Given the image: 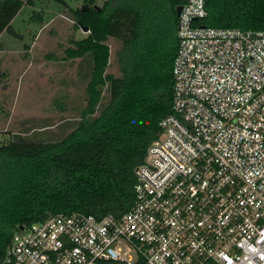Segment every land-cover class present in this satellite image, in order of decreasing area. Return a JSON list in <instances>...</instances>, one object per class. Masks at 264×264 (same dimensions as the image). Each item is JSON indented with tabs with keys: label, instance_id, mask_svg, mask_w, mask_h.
I'll list each match as a JSON object with an SVG mask.
<instances>
[{
	"label": "built area",
	"instance_id": "2783aa9c",
	"mask_svg": "<svg viewBox=\"0 0 264 264\" xmlns=\"http://www.w3.org/2000/svg\"><path fill=\"white\" fill-rule=\"evenodd\" d=\"M177 24L173 111L121 215L59 212L14 233L2 264H264V29Z\"/></svg>",
	"mask_w": 264,
	"mask_h": 264
},
{
	"label": "trees",
	"instance_id": "16d2710c",
	"mask_svg": "<svg viewBox=\"0 0 264 264\" xmlns=\"http://www.w3.org/2000/svg\"><path fill=\"white\" fill-rule=\"evenodd\" d=\"M184 2L85 0L72 6L77 26L89 27L67 48L69 56L81 57L78 73L88 80L87 105L79 119L54 131L43 125L0 137V264L22 226L59 212L101 217L131 207L136 168L159 136L162 118L173 111L176 8ZM24 3L0 0V36L15 33L12 21ZM206 7L207 25L264 29V0H206ZM110 36L121 43L117 75L106 72Z\"/></svg>",
	"mask_w": 264,
	"mask_h": 264
},
{
	"label": "rangeland",
	"instance_id": "374dc122",
	"mask_svg": "<svg viewBox=\"0 0 264 264\" xmlns=\"http://www.w3.org/2000/svg\"><path fill=\"white\" fill-rule=\"evenodd\" d=\"M33 1L24 0L13 19L15 33L6 30L0 36L2 139L32 128L51 127L54 131L62 123L79 119L87 105L88 80H81L78 73L81 57L67 53L68 47L75 46L74 40L88 32L77 26L72 11V6H81L85 0H68L70 7L55 0ZM107 42L110 58L106 72L117 75L121 43L112 36Z\"/></svg>",
	"mask_w": 264,
	"mask_h": 264
},
{
	"label": "water",
	"instance_id": "95a60500",
	"mask_svg": "<svg viewBox=\"0 0 264 264\" xmlns=\"http://www.w3.org/2000/svg\"><path fill=\"white\" fill-rule=\"evenodd\" d=\"M95 6H97L98 8L100 7L98 4H96ZM182 6H183L182 3L177 5L176 11H177L178 15L181 12ZM88 8H89L88 5H84V7H83V9H88ZM80 25L85 31H89V27L87 25H82L81 23H80Z\"/></svg>",
	"mask_w": 264,
	"mask_h": 264
}]
</instances>
